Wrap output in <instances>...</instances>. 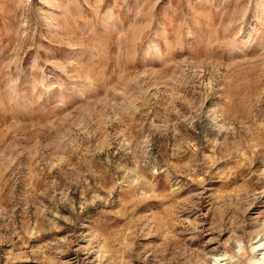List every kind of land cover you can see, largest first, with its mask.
<instances>
[{
    "label": "rangeland",
    "instance_id": "374dc122",
    "mask_svg": "<svg viewBox=\"0 0 264 264\" xmlns=\"http://www.w3.org/2000/svg\"><path fill=\"white\" fill-rule=\"evenodd\" d=\"M0 264H264V0H0Z\"/></svg>",
    "mask_w": 264,
    "mask_h": 264
},
{
    "label": "bare ground",
    "instance_id": "6f19581e",
    "mask_svg": "<svg viewBox=\"0 0 264 264\" xmlns=\"http://www.w3.org/2000/svg\"><path fill=\"white\" fill-rule=\"evenodd\" d=\"M260 250V249H259Z\"/></svg>",
    "mask_w": 264,
    "mask_h": 264
}]
</instances>
